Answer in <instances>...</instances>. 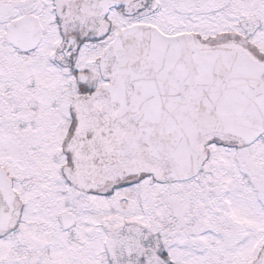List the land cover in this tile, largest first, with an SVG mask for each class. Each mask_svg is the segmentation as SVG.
Here are the masks:
<instances>
[{
	"label": "snow or ice",
	"instance_id": "snow-or-ice-1",
	"mask_svg": "<svg viewBox=\"0 0 264 264\" xmlns=\"http://www.w3.org/2000/svg\"><path fill=\"white\" fill-rule=\"evenodd\" d=\"M0 264H264V0H0Z\"/></svg>",
	"mask_w": 264,
	"mask_h": 264
}]
</instances>
